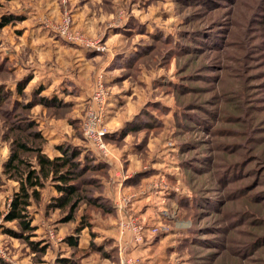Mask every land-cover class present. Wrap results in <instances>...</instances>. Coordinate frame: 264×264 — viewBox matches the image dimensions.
<instances>
[{"label": "rangeland", "instance_id": "rangeland-1", "mask_svg": "<svg viewBox=\"0 0 264 264\" xmlns=\"http://www.w3.org/2000/svg\"><path fill=\"white\" fill-rule=\"evenodd\" d=\"M64 13L82 41L58 32ZM8 14L21 19L0 27V60L6 59L0 82L13 92L0 102V264L103 257L102 250L79 246L110 217L118 236L108 253L117 255L116 264L136 255L121 232L120 223L131 218L143 228L141 244L154 241L151 251L165 264H264V0H0V18ZM30 29L40 38H27ZM71 45L90 56L112 54L110 71L95 66L88 92L102 72L107 169L98 171L102 182L87 184L95 175L88 170L75 180L80 195L99 192L110 211L75 232L83 201L62 220L66 212L51 206L57 191L46 181L27 207L33 229L25 239L16 220L4 219L18 184L3 162L11 139L32 130L14 128L17 114L36 122L50 157L44 148H54V140L95 150L80 128L91 95L74 101L75 88L59 90L54 95L71 101L57 112L41 103L21 106L40 87L33 69L47 62L60 67ZM26 74L22 95L16 83ZM117 92L119 101L110 100ZM69 235H76L75 248L67 245Z\"/></svg>", "mask_w": 264, "mask_h": 264}, {"label": "trees", "instance_id": "trees-1", "mask_svg": "<svg viewBox=\"0 0 264 264\" xmlns=\"http://www.w3.org/2000/svg\"><path fill=\"white\" fill-rule=\"evenodd\" d=\"M14 19H21L18 16L2 15L0 18V27L12 22ZM118 58V57H117ZM6 59L0 60V71H5L3 65L6 64ZM30 76L25 75L16 83V92L23 95V88ZM42 87H38L32 92V99L27 103L22 104V107H29L36 103H41L46 107L52 108L57 112L62 108L70 105L69 102L64 101L62 98L56 95L47 96L40 94ZM13 92L8 90L3 82H0V102L7 103L9 95ZM10 111H7L9 116ZM150 117V116H149ZM17 118H20L19 124L14 128L18 130L32 129L24 135H18L11 139V148L7 158L3 162V172L10 178L17 181L18 188L12 194L9 202L7 212L4 216L6 221L16 220L19 225V233L22 238L28 239L29 232L33 229L30 225V216L27 207L31 204V199H38L40 196V189L48 181L57 191V195L52 197L51 206L58 207L65 210V215L62 220H69L73 218V212L80 201L82 203L83 214L80 224L76 226L75 232L80 228H84L89 225L93 215L99 213L101 215L107 214L109 206L102 203V200H107L105 197L97 193H92L83 197L80 195L81 189H79L78 182L75 180L81 176L85 171L95 172L93 176H87L85 182L87 184L102 182V176L98 175L101 169H107V164L101 159L94 151L89 148L83 151L80 145H77L71 141H66L63 144L57 145L59 153L50 157L42 150L43 141L45 140L41 129H39L33 122L26 116L17 114ZM25 118V121H23ZM134 121L139 120L141 123L142 117L137 115ZM149 120V119H147ZM146 122V119H144ZM23 122V123H22ZM12 130V129H10ZM35 140H38L36 142ZM82 147V146H81ZM84 148V147H83ZM31 154V155H30ZM33 158V159H32ZM91 170V171H90ZM10 234H15L9 231ZM26 232V233H25ZM76 234V233H74ZM35 248L43 250L44 245H39L40 242L36 241ZM67 245L70 247H76L78 244L76 235L73 237L69 235L66 237ZM33 244V243H31ZM95 249L101 251V246L96 245L93 241L90 242L87 249ZM87 252V251H86ZM106 254V253H104ZM78 259L80 255H76ZM76 257L72 256H58L56 258V264H76Z\"/></svg>", "mask_w": 264, "mask_h": 264}, {"label": "crops", "instance_id": "crops-1", "mask_svg": "<svg viewBox=\"0 0 264 264\" xmlns=\"http://www.w3.org/2000/svg\"><path fill=\"white\" fill-rule=\"evenodd\" d=\"M30 30H31L32 34H30V33L27 34L26 35L27 38H29L30 36H32V40L35 38H40L37 35L35 36L33 29H30ZM25 32L22 35H24ZM86 49L81 47V46H78V47L74 46V45L68 46L67 50L62 49V53L64 52V50L67 53V59H66L65 63H63V64L61 63L60 67H59L58 62L56 64L53 62H51V63L47 62L48 65L46 64L47 65L46 68H45L44 64H39L37 66V70L33 69V71H36V73L32 77L33 84H35L37 82L38 86H42V88H43L42 91L40 92V94L51 96V95L59 93L60 91L63 94H65L66 92L71 91L73 88H75L76 91L73 89L74 90L73 93L76 92V94L71 95L74 97V99H73L74 101L77 99L80 100L83 97V95H85V94L88 95V97H89L91 95L90 94L91 88H89L91 86L90 85L91 84V73L95 70V66H97V65H100V66H102V68L107 70L108 69L107 66L112 63L111 62L112 54H108L105 52V53H94L95 55L90 56L91 53L88 54L86 52ZM17 51L19 52V50H17ZM60 53H61V51L59 52V54ZM103 56L105 59L103 58ZM98 57H100V61H95L94 63L92 62L93 63L92 64L91 59L98 58ZM58 68H61V69H58ZM110 69L111 68H109L107 70V72L110 71ZM54 70H57V71L55 72ZM107 72L105 74L106 77H109V80L113 79V76H111V74L109 75V73L107 74ZM67 83H69V85L72 87L69 90H66V88H64L65 87L64 84L66 85ZM33 88H34V86L32 87V89ZM89 89H90V93H88ZM67 96H68V94H67ZM120 96L121 95H119L117 92L116 95H114V97L110 98V100H112L114 102L115 101L118 102L119 98H121ZM63 100L67 101L64 98H63ZM69 101H71V100H69ZM110 108H113V107H110ZM124 120H128V119L126 118ZM62 142H63V140H60V141L54 140V144H53L54 148H52L51 150H48L45 147L44 150L49 155L54 156V155L59 153V150L57 149V145L61 144ZM93 151H95V154L104 160L105 157L98 154V152L96 150H93ZM104 221H106V220H104ZM106 223H105V226H102V228L100 229L101 231H99L100 232L99 235L97 233V235H95V237H93V238H90V237L82 238L80 241L79 247H81V248L89 246L90 241H93L96 245H101V246H103V245L106 246V245H109V243H110V247H106V248L101 249L102 251H104L106 253L105 256H103V257H96L93 255L87 256V257H90L91 261H95L94 264H116V259L118 258L117 255L110 254V252L108 253L109 248L111 249V248H114V245L116 246V239L118 236L117 228L115 226H113L114 225L113 224V218H111V217H110L108 223L107 224ZM96 238H98V239H96ZM129 239H130L129 235L125 236V241L127 242V244H128ZM153 244H154V241H152V242L146 241L145 243H143L141 245L132 246V247L129 246V248H126V249L128 252L140 256V258L142 260V264H165V261H163L162 255L161 256L155 255L156 253H153L151 251ZM95 252H97V251H95ZM95 254L96 253H94V255ZM87 257L83 258L84 260L81 261V264L82 263L87 264V261H86Z\"/></svg>", "mask_w": 264, "mask_h": 264}, {"label": "built area", "instance_id": "built-area-1", "mask_svg": "<svg viewBox=\"0 0 264 264\" xmlns=\"http://www.w3.org/2000/svg\"><path fill=\"white\" fill-rule=\"evenodd\" d=\"M65 2V0H61ZM72 23L71 16L64 13L58 32L66 38H74L73 30L70 29ZM71 33V34H70ZM75 40L82 41V37H76ZM108 90L104 84L103 73L99 72L95 79V86L89 98V103L85 107L84 117L81 124V132L83 137L91 143L94 149L103 157L108 155L107 143L104 141L105 135L109 132L103 120L106 113V103ZM121 232L129 235L128 243L137 246L143 241L144 233L141 224L136 218H131L126 222L120 223ZM120 264H142V260L138 255L126 254L120 259Z\"/></svg>", "mask_w": 264, "mask_h": 264}]
</instances>
